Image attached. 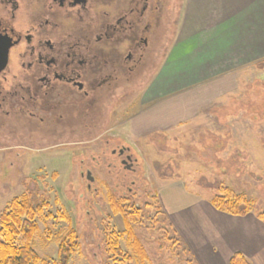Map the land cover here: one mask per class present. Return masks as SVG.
I'll use <instances>...</instances> for the list:
<instances>
[{
  "label": "rangeland",
  "instance_id": "obj_1",
  "mask_svg": "<svg viewBox=\"0 0 264 264\" xmlns=\"http://www.w3.org/2000/svg\"><path fill=\"white\" fill-rule=\"evenodd\" d=\"M180 1L165 0V26L161 25L165 38L147 86L176 34ZM256 62L225 78L196 121L168 133L125 138L121 125L113 130L115 140L110 143L105 139L37 140L27 134L31 132L29 121L25 126L21 120L19 131L4 122L11 129L0 132V216L13 198L24 194L37 202L47 201L49 211L70 217L79 234L80 250L68 264H112L109 242L113 231L121 235L123 249L132 252L125 219L112 206L115 199L125 210L139 213L132 227L148 253V264H199L194 255L205 264L225 262L226 251L237 250V243L221 242L224 226L188 204L195 205L199 198L202 205H208L218 189L227 186L253 202L249 215L264 213V51ZM142 92L134 86L128 96L118 100L109 125L121 116L137 115L144 101ZM203 92L207 96L211 91ZM122 141L132 146L135 170L125 169L119 156L111 153ZM88 170L93 182L86 178ZM178 207L193 215L176 227L171 213ZM38 222L37 253L51 261L58 259L55 235L67 228V222L44 218ZM229 229L233 233L257 231L247 220L240 221L239 228ZM240 238L244 241L248 236L238 234Z\"/></svg>",
  "mask_w": 264,
  "mask_h": 264
},
{
  "label": "flooded vegetation",
  "instance_id": "obj_2",
  "mask_svg": "<svg viewBox=\"0 0 264 264\" xmlns=\"http://www.w3.org/2000/svg\"><path fill=\"white\" fill-rule=\"evenodd\" d=\"M165 5V0H0V132L11 129L4 122L15 131L27 120V134L37 140L110 143L121 125L129 138L134 115L109 123L115 104L134 86L144 96L162 52ZM131 149L122 141L111 153L125 169L135 170ZM86 178L95 180L91 170Z\"/></svg>",
  "mask_w": 264,
  "mask_h": 264
},
{
  "label": "crops",
  "instance_id": "obj_3",
  "mask_svg": "<svg viewBox=\"0 0 264 264\" xmlns=\"http://www.w3.org/2000/svg\"><path fill=\"white\" fill-rule=\"evenodd\" d=\"M176 12L179 14L176 34L161 68L143 93L145 102L142 101L140 112L128 123L136 138L168 133L196 121L202 107L212 99V92L219 89L223 80L237 74L239 69L256 65L264 51V0H182ZM206 89L211 91L207 96L203 92ZM167 188L168 185L163 187L164 190ZM200 202L198 198L195 205L188 204V207L200 208L204 215L208 214L224 226L220 231L221 242L237 243L238 249L226 251L225 262L221 264H230L236 251H242L253 264H264L262 219L249 214L234 216L218 211L212 203L202 205ZM171 215L172 223L177 227L193 214L178 207ZM245 220L257 231L244 229L245 232L233 233L229 229L239 228L240 221ZM238 234L248 238L237 239ZM239 240L243 241L241 246ZM209 242L215 243L214 247L217 245L206 239V243ZM194 256L199 264H205L199 256ZM207 264L219 263L209 261Z\"/></svg>",
  "mask_w": 264,
  "mask_h": 264
},
{
  "label": "trees",
  "instance_id": "obj_4",
  "mask_svg": "<svg viewBox=\"0 0 264 264\" xmlns=\"http://www.w3.org/2000/svg\"><path fill=\"white\" fill-rule=\"evenodd\" d=\"M112 206L122 213L125 219L126 233L132 252L121 246V235L111 233L109 251L112 264H148V253L135 233L132 222H137L139 213L129 212L113 199ZM212 205L221 212L234 216L250 214L253 202L244 194L235 193L227 186H221L211 199ZM49 202H37L29 194L13 198L0 216V264H68L80 250L77 230L67 215H55L49 211ZM135 214V215H134ZM61 219L67 222V228L55 235L59 244V258H42L35 249L36 236L40 232L39 219ZM264 221V213L259 214ZM230 264H253L242 251H236L230 258Z\"/></svg>",
  "mask_w": 264,
  "mask_h": 264
},
{
  "label": "water",
  "instance_id": "obj_5",
  "mask_svg": "<svg viewBox=\"0 0 264 264\" xmlns=\"http://www.w3.org/2000/svg\"><path fill=\"white\" fill-rule=\"evenodd\" d=\"M88 178H89L90 180H92V179H93V178H92L91 176H89V175H88Z\"/></svg>",
  "mask_w": 264,
  "mask_h": 264
}]
</instances>
